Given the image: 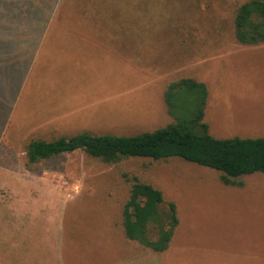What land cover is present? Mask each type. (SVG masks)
I'll use <instances>...</instances> for the list:
<instances>
[{"label": "rangeland", "instance_id": "1", "mask_svg": "<svg viewBox=\"0 0 264 264\" xmlns=\"http://www.w3.org/2000/svg\"><path fill=\"white\" fill-rule=\"evenodd\" d=\"M244 1L47 0L41 6L33 0L28 7L26 0H0V240L11 190L6 178L53 176L74 195L47 208L36 232L32 225L46 254L54 226L67 225L70 211L87 202L121 217L129 172L176 203L182 264H264L262 172L232 186L218 170L180 157L109 164L76 150L30 164L25 152L33 139L164 127L172 122L165 90L184 76L209 87L205 120L213 136L264 137L260 99L253 101L264 91V51L240 45L234 34L235 9ZM71 31L101 33L87 44ZM246 118L253 120L242 123ZM30 191L44 193L39 185Z\"/></svg>", "mask_w": 264, "mask_h": 264}, {"label": "trees", "instance_id": "2", "mask_svg": "<svg viewBox=\"0 0 264 264\" xmlns=\"http://www.w3.org/2000/svg\"><path fill=\"white\" fill-rule=\"evenodd\" d=\"M26 1L31 7L33 0ZM41 1L45 6L47 0ZM77 11L82 17L87 14L82 8ZM234 34L242 45L264 44V0H245L236 7ZM209 96L206 82L180 77L169 83L164 93L172 118L168 125L136 135H98L85 130L52 140L33 139L25 146L27 160L35 164L76 150L109 164L133 158L158 161L180 157L218 170L226 185L242 186L245 175L264 173V137L213 136L205 120ZM123 176L130 184L123 208L126 236L154 251H165L180 223L176 203L166 200L161 189L137 174L124 172Z\"/></svg>", "mask_w": 264, "mask_h": 264}, {"label": "crops", "instance_id": "3", "mask_svg": "<svg viewBox=\"0 0 264 264\" xmlns=\"http://www.w3.org/2000/svg\"><path fill=\"white\" fill-rule=\"evenodd\" d=\"M99 33L101 32L71 31L67 34L73 35L78 40H86L85 43L90 44L94 43L93 40L98 38L96 35ZM248 49L264 51L263 46H252ZM258 98L262 123L264 122V91L255 95L253 101L258 102ZM252 120L246 118L242 123ZM6 179L10 180L11 190L4 199L6 237L0 240V264H182L179 246L181 239L176 238L181 221L168 249L163 252L154 251L126 236L123 223L124 201L121 206V217L119 211L116 217H111L110 214L113 213L108 207L109 204L106 205L108 208H93L92 203L87 202L88 207L71 210L68 224H59L57 228L54 226L52 239L45 240L48 248L42 250L47 253L41 254L40 245L32 238V225L34 224L36 232V228L40 227L38 221L45 213H49L47 208L50 209L49 207L57 202L60 203L63 199L74 195L71 196L69 190L62 188L53 176L26 174L14 175ZM36 185L42 186L45 194L36 195L30 191V188ZM3 196L4 194H0V199ZM27 232L29 239L24 238ZM19 244L22 246H17Z\"/></svg>", "mask_w": 264, "mask_h": 264}]
</instances>
